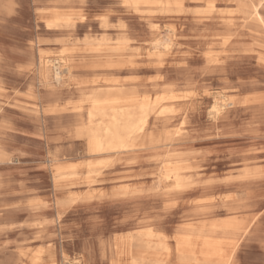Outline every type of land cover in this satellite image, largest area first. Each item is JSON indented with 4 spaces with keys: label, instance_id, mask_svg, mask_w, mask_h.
<instances>
[{
    "label": "rangeland",
    "instance_id": "rangeland-1",
    "mask_svg": "<svg viewBox=\"0 0 264 264\" xmlns=\"http://www.w3.org/2000/svg\"><path fill=\"white\" fill-rule=\"evenodd\" d=\"M135 1L0 0V264H110L116 241L179 264V234L231 220L232 264H264V0ZM111 88L134 100L118 108L158 105L136 147L91 172L80 130ZM148 230L169 251L147 255Z\"/></svg>",
    "mask_w": 264,
    "mask_h": 264
},
{
    "label": "bare ground",
    "instance_id": "bare-ground-1",
    "mask_svg": "<svg viewBox=\"0 0 264 264\" xmlns=\"http://www.w3.org/2000/svg\"><path fill=\"white\" fill-rule=\"evenodd\" d=\"M142 2L150 3L138 0L134 2V5ZM212 6L214 5L212 4ZM252 16V20L255 23L264 25V20L258 6H254ZM62 21L69 22V19L63 20L60 16H57L50 22L49 26H55ZM168 32L169 36L164 37V41L167 47H170L173 45L175 30L172 29ZM65 63L64 69H62L61 65L55 67L54 77L58 83L62 81L64 73L69 76L72 75L68 61L65 60ZM49 70V62H43L42 74L45 78L49 76ZM130 101H134L133 98H128L124 92L115 88H111L107 92H97L89 99L91 104L88 112L89 125L87 128L80 130V134L88 139V152L92 156L101 157L97 159L98 162L89 163L88 166L91 172L101 166L105 160L107 161L112 158V155L134 149L147 128L151 113L158 105V101L151 102L148 99L141 102L135 108H118L119 105L127 104ZM219 106V100H216L213 109L218 111ZM95 121L98 122L97 125ZM75 171V166L59 167L56 170V174L60 177L74 176L76 175ZM179 171V168H170L165 174L166 178L175 179L177 187L182 186ZM241 223L238 220H231L221 225L214 224L207 229L204 227L198 230L189 228L185 233L179 234L176 237V254L179 264H232L236 248L233 237L242 230L243 226ZM218 232L225 236H230V238L214 237V234ZM142 238H144V241L146 239V244L143 247L147 250V255L155 249L163 248L166 251L170 249L164 238L152 230L145 232ZM154 239L159 240V242H154ZM114 250L115 257L111 259L110 264H144V262L150 261L149 257L146 258L143 255L140 258L132 256L131 243H127L126 241H116ZM34 262H39V259H35Z\"/></svg>",
    "mask_w": 264,
    "mask_h": 264
}]
</instances>
